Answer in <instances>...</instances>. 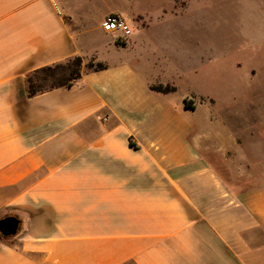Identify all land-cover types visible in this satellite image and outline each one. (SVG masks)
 Returning a JSON list of instances; mask_svg holds the SVG:
<instances>
[{
	"label": "crops",
	"instance_id": "0c3cea01",
	"mask_svg": "<svg viewBox=\"0 0 264 264\" xmlns=\"http://www.w3.org/2000/svg\"><path fill=\"white\" fill-rule=\"evenodd\" d=\"M103 1L0 0V218L19 219L0 264H264L263 113L231 112L210 140L216 114L193 125L150 90L135 40L102 33L140 11ZM74 56L106 67L27 94L26 75Z\"/></svg>",
	"mask_w": 264,
	"mask_h": 264
},
{
	"label": "rangeland",
	"instance_id": "374dc122",
	"mask_svg": "<svg viewBox=\"0 0 264 264\" xmlns=\"http://www.w3.org/2000/svg\"><path fill=\"white\" fill-rule=\"evenodd\" d=\"M119 1L125 13L136 6L142 14L127 22L129 38L135 40L131 52L138 54L141 71L159 83L175 86L169 94L174 102H191L194 110H187L185 116L193 125L206 124V115L216 114L217 119L209 117L207 123L210 140L215 141L217 125H233L236 118L231 112L264 115V0L103 2L115 7ZM102 33L117 42L122 39L116 33ZM109 36L94 31L88 39L103 43ZM104 54L112 61L130 52L109 48ZM253 121L254 130L264 134V116H255ZM257 144L264 152L263 140Z\"/></svg>",
	"mask_w": 264,
	"mask_h": 264
},
{
	"label": "trees",
	"instance_id": "16d2710c",
	"mask_svg": "<svg viewBox=\"0 0 264 264\" xmlns=\"http://www.w3.org/2000/svg\"><path fill=\"white\" fill-rule=\"evenodd\" d=\"M105 67L103 63H95L93 59L84 61L80 56H74L64 62L42 67L26 75L27 94L32 96L56 87H69L81 78L83 69L87 71H98ZM149 88L152 91L161 93L173 92L176 89L175 86L169 83L151 84ZM184 106L194 109L190 101L186 102L184 100ZM0 237L7 238L1 235Z\"/></svg>",
	"mask_w": 264,
	"mask_h": 264
},
{
	"label": "built area",
	"instance_id": "2783aa9c",
	"mask_svg": "<svg viewBox=\"0 0 264 264\" xmlns=\"http://www.w3.org/2000/svg\"><path fill=\"white\" fill-rule=\"evenodd\" d=\"M101 29L106 33H116L118 38H128L131 35V29L127 21L118 14L106 16L100 23Z\"/></svg>",
	"mask_w": 264,
	"mask_h": 264
},
{
	"label": "water",
	"instance_id": "95a60500",
	"mask_svg": "<svg viewBox=\"0 0 264 264\" xmlns=\"http://www.w3.org/2000/svg\"><path fill=\"white\" fill-rule=\"evenodd\" d=\"M19 228V219L15 215H6L0 218V235L10 237L17 233Z\"/></svg>",
	"mask_w": 264,
	"mask_h": 264
}]
</instances>
